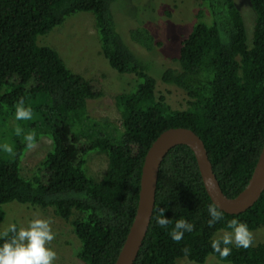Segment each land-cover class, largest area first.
Returning a JSON list of instances; mask_svg holds the SVG:
<instances>
[{"label":"trees","instance_id":"obj_1","mask_svg":"<svg viewBox=\"0 0 264 264\" xmlns=\"http://www.w3.org/2000/svg\"><path fill=\"white\" fill-rule=\"evenodd\" d=\"M116 1L0 0V127L9 120L14 124L0 141V221L1 206L10 202L51 209L71 228L81 264H114L134 216L144 154L160 132L192 131L227 198L247 183L264 141V0H247L254 17L250 46L233 0H200L210 23L198 21L191 28L179 43L176 69L166 68L159 76L161 83L183 92V110L170 109L162 96L155 98L154 79L115 30L110 6ZM76 13L92 16L99 53L108 66L136 80L133 90L114 100L120 131L87 114L88 100L101 97L97 85L70 71L53 49L35 43ZM128 39L147 51L158 46L145 28L129 30ZM21 98L33 110L25 127L14 118ZM29 132L36 141L47 137L50 149L25 184L17 171ZM3 142L14 154L3 151ZM91 152L107 158L98 182L85 175V156ZM210 204L190 149L171 148L159 164L150 220L132 264H174L182 258L202 264L208 256L227 264H264V243L248 249L229 245L226 259L211 248L212 235L229 231L232 219L250 231L264 226V192L242 213L223 212L224 219L213 227L207 223ZM159 208L170 220L166 229L156 223ZM180 218L195 227L176 243L169 232Z\"/></svg>","mask_w":264,"mask_h":264},{"label":"rangeland","instance_id":"obj_2","mask_svg":"<svg viewBox=\"0 0 264 264\" xmlns=\"http://www.w3.org/2000/svg\"><path fill=\"white\" fill-rule=\"evenodd\" d=\"M238 9L246 36V45L250 46L253 28V13L247 0H233ZM111 17L115 30L124 44L141 59L147 74L155 81V98H164V102L172 110H183L186 97L183 92L173 86L160 82V73L166 68L176 69L174 61L178 55L179 43L190 32L198 21L209 24L207 12L200 0H118L110 6ZM202 13L200 20L196 19L198 12ZM145 28L158 46L150 51L138 46L128 39V31ZM35 43L53 49L64 65L73 73L97 85L101 92L98 100H88L87 114L107 120L114 128L121 130V115L115 106V97L130 91L135 85V78L131 75L118 74L112 70L99 53V45L93 29V18L88 13H76L50 32L37 36ZM133 90V89H132ZM25 127L28 120L19 121ZM9 120L6 128L0 127V141L2 135L8 134L13 128ZM2 142V141H1ZM37 146L26 150L18 162L17 179L27 184L28 179L36 171L39 162L50 149V140L41 136ZM4 144V142H3ZM2 144V145H3ZM1 145V148H2ZM107 166L104 154L91 152L85 156V175L94 182L103 176ZM4 217L0 221V233L10 224L17 229L27 227L36 218L51 219L55 239L48 247L57 253L54 264H81L76 259L78 243L71 228L57 219L51 209L10 202L1 206ZM231 231V230H229ZM224 230H218L212 238L222 236ZM254 236L253 246L264 243V226L251 231ZM174 264H196L187 259H177ZM198 264V263H197ZM202 264L221 263L217 258L208 256Z\"/></svg>","mask_w":264,"mask_h":264},{"label":"water","instance_id":"obj_3","mask_svg":"<svg viewBox=\"0 0 264 264\" xmlns=\"http://www.w3.org/2000/svg\"><path fill=\"white\" fill-rule=\"evenodd\" d=\"M179 145L192 152L207 196L224 213L235 215L244 212L264 192V141L247 183L236 196L227 198L218 186L202 141L185 128L163 130L144 154L134 216L114 264L133 263L150 220L159 164L171 148Z\"/></svg>","mask_w":264,"mask_h":264},{"label":"clouds","instance_id":"obj_4","mask_svg":"<svg viewBox=\"0 0 264 264\" xmlns=\"http://www.w3.org/2000/svg\"><path fill=\"white\" fill-rule=\"evenodd\" d=\"M14 118L17 121L31 120L33 118V110L31 107L25 106V101L21 98L15 106ZM23 129L18 125L15 129L17 136H20ZM23 142L28 150H32L37 146L36 134L29 132L24 134ZM3 151L12 155L13 147L7 143L2 145ZM165 209L159 208L156 216V223L159 227L166 229L170 224V220L164 216ZM209 219L207 221L209 227H213L216 223L224 219L223 211L215 204L208 206ZM51 219L36 218L29 222L27 227L17 229L15 224H10L2 233L0 238L4 242L0 244V264H54L57 253L48 247L55 239V233L51 227ZM194 224L188 222L184 218L176 220L174 227L169 235L171 239L179 243L182 241L185 232H192ZM227 229L219 238L213 239L211 248L218 253L221 259H226L231 255L229 245H235L237 248L248 249L253 246L254 236L245 223L232 219L227 222ZM185 254L188 249H182Z\"/></svg>","mask_w":264,"mask_h":264}]
</instances>
